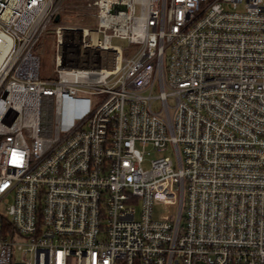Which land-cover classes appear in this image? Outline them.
<instances>
[{
    "label": "built area",
    "instance_id": "obj_1",
    "mask_svg": "<svg viewBox=\"0 0 264 264\" xmlns=\"http://www.w3.org/2000/svg\"><path fill=\"white\" fill-rule=\"evenodd\" d=\"M66 1L0 0V264H264V0Z\"/></svg>",
    "mask_w": 264,
    "mask_h": 264
},
{
    "label": "rangeland",
    "instance_id": "obj_2",
    "mask_svg": "<svg viewBox=\"0 0 264 264\" xmlns=\"http://www.w3.org/2000/svg\"><path fill=\"white\" fill-rule=\"evenodd\" d=\"M95 20H92L86 12H84V4L78 0H68L64 3V12L60 22V26H73L92 28L95 26ZM78 36L66 34L65 42L62 48L63 64L68 67H89L97 61L95 53H82L78 47ZM111 45L124 50V56L136 49L130 47L125 41L113 39ZM37 53H40V76L43 79H49L54 73V55H55V42H54V28L49 29L47 34L42 38L36 47ZM157 216L154 211V217Z\"/></svg>",
    "mask_w": 264,
    "mask_h": 264
},
{
    "label": "water",
    "instance_id": "obj_3",
    "mask_svg": "<svg viewBox=\"0 0 264 264\" xmlns=\"http://www.w3.org/2000/svg\"><path fill=\"white\" fill-rule=\"evenodd\" d=\"M119 9H123L122 7H115V11H118ZM59 21V18L56 17L55 18V22H58Z\"/></svg>",
    "mask_w": 264,
    "mask_h": 264
},
{
    "label": "trees",
    "instance_id": "obj_4",
    "mask_svg": "<svg viewBox=\"0 0 264 264\" xmlns=\"http://www.w3.org/2000/svg\"><path fill=\"white\" fill-rule=\"evenodd\" d=\"M3 226H4V228H8V227H10V225H9V223H8L7 221H4V222H3Z\"/></svg>",
    "mask_w": 264,
    "mask_h": 264
}]
</instances>
